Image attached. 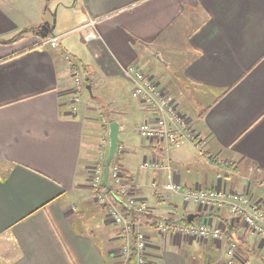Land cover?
<instances>
[{
  "label": "crops",
  "instance_id": "crops-1",
  "mask_svg": "<svg viewBox=\"0 0 264 264\" xmlns=\"http://www.w3.org/2000/svg\"><path fill=\"white\" fill-rule=\"evenodd\" d=\"M92 20L97 39L86 41ZM56 36L58 48L43 44ZM133 66L157 80L195 124L205 155L218 158L213 166L190 145L173 150L176 181L250 190L264 210V0H0V264H129L118 251L138 233L149 264H224L230 242L237 264H264V242L228 208L160 201L166 173L143 163L166 155L139 137L152 114L133 95ZM77 68L93 97L87 91L73 114ZM113 122L116 161L148 208L127 213L126 225L110 221L89 185ZM190 215L193 225L224 224L228 241L158 231L157 222Z\"/></svg>",
  "mask_w": 264,
  "mask_h": 264
},
{
  "label": "built area",
  "instance_id": "built-area-1",
  "mask_svg": "<svg viewBox=\"0 0 264 264\" xmlns=\"http://www.w3.org/2000/svg\"><path fill=\"white\" fill-rule=\"evenodd\" d=\"M95 20H92L84 29L89 32L85 36L86 41L97 39L95 32ZM44 45L51 48L60 46V37H52L44 41ZM67 61L72 60L71 55L66 54ZM133 82V95L150 111L152 119L143 122L139 128V137L142 142L149 143L162 149L166 155L164 161L147 159L143 168L153 170L161 169L166 173L167 181L163 191L159 194L162 203L170 202L174 197H180L185 205L195 204L202 208H228L242 220L243 224L264 242V210L255 201L251 191L232 192L224 189H191L185 188L176 181L175 171L170 161V153L186 145L193 147L194 151L206 164L217 165L218 158L206 156L205 140L200 136L193 121L178 109L177 102L169 97L155 78L138 70L135 66L127 71ZM74 98L72 100V113H78L81 96L87 92L82 70L77 68L73 75ZM122 152L117 149V153ZM116 153V154H117ZM105 161L100 159L90 169L89 185L95 200L100 205L108 208V217L116 225H126L127 213L146 214V204L138 201L134 195L131 183L125 178L120 164L114 161L110 165L109 188L104 185ZM157 186V184H154ZM264 189V181L258 184ZM158 231L162 235H172L182 239L214 240L217 242L228 241V233L224 224L213 223L204 219L198 225L185 224L174 221H161L158 223ZM136 264H149L147 260L148 239L138 233L135 240ZM133 245L122 246L118 254L123 259H129ZM227 260L224 264H237L240 262L238 244L230 242L226 248Z\"/></svg>",
  "mask_w": 264,
  "mask_h": 264
},
{
  "label": "water",
  "instance_id": "water-1",
  "mask_svg": "<svg viewBox=\"0 0 264 264\" xmlns=\"http://www.w3.org/2000/svg\"><path fill=\"white\" fill-rule=\"evenodd\" d=\"M87 91L90 94V96L93 97L91 86H87ZM119 133H120L119 124L117 122H113L110 125V148H109L108 156L105 161L104 185L106 188H109L108 178H109L110 165L116 156L117 149L120 144ZM194 219H195V215H190L188 217V222L192 223Z\"/></svg>",
  "mask_w": 264,
  "mask_h": 264
},
{
  "label": "rangeland",
  "instance_id": "rangeland-1",
  "mask_svg": "<svg viewBox=\"0 0 264 264\" xmlns=\"http://www.w3.org/2000/svg\"><path fill=\"white\" fill-rule=\"evenodd\" d=\"M58 19L60 20V23H63V19H62V16L59 14V17H58ZM156 80V79H155ZM156 82H157V80H156ZM162 87V86H161ZM86 94L87 93H85V94H83L82 96H81V103H80V105H82V103H83V101H84V99L86 98V99H89L88 97H89V95H87L86 96ZM189 102L191 103V104H193L194 105V103H193V100L192 99H190L189 98ZM186 104V103H185ZM187 105V104H186ZM195 106V105H194ZM191 108H194V107H191ZM190 110H192V109H190ZM195 111H196V109L193 111H191L192 113H191V115H192V117H193V115H194V113H195ZM200 223V218H197L196 220H195V222H194V225H198Z\"/></svg>",
  "mask_w": 264,
  "mask_h": 264
},
{
  "label": "trees",
  "instance_id": "trees-1",
  "mask_svg": "<svg viewBox=\"0 0 264 264\" xmlns=\"http://www.w3.org/2000/svg\"><path fill=\"white\" fill-rule=\"evenodd\" d=\"M116 157H117V155L115 156V158H114V161H116ZM186 224H188V225H190V224H193V223H189L188 222V220H185L184 221ZM156 223V222H155ZM159 222H157V224H158ZM135 245V244H134ZM133 245V246H134ZM129 264H133V263H135V261H136V252H135V246L134 247H132V254H131V256H130V258H129Z\"/></svg>",
  "mask_w": 264,
  "mask_h": 264
}]
</instances>
